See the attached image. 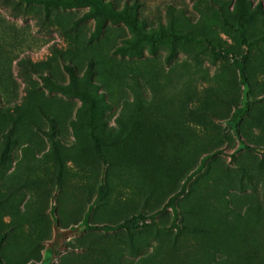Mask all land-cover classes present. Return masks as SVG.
Instances as JSON below:
<instances>
[{
    "label": "rangeland",
    "instance_id": "1",
    "mask_svg": "<svg viewBox=\"0 0 264 264\" xmlns=\"http://www.w3.org/2000/svg\"><path fill=\"white\" fill-rule=\"evenodd\" d=\"M106 1L0 0L2 264H264V0Z\"/></svg>",
    "mask_w": 264,
    "mask_h": 264
},
{
    "label": "trees",
    "instance_id": "2",
    "mask_svg": "<svg viewBox=\"0 0 264 264\" xmlns=\"http://www.w3.org/2000/svg\"><path fill=\"white\" fill-rule=\"evenodd\" d=\"M29 4H37V5H42L46 10H49L51 8H57V7H63V8H78L82 6H88L89 11L86 12L78 21H86L90 18H97V19H107L111 20L112 22L115 23H120L123 22L127 24L136 34L139 38L142 40H147V41H155V37L152 35L146 33L145 31L142 30L141 24L139 21L138 16L133 12V8L129 5V3L126 4V6L123 9L117 8L112 2H107L106 0H21ZM241 14H243L241 12ZM240 14V15H241ZM238 29L240 31L241 36H245V28L243 26V23L241 22L238 26ZM103 31L102 26H98L96 33L97 35H100ZM173 37L176 38H185V39H196L195 37H188L185 35L181 34H176V33H170ZM164 36H166V33H163ZM246 55L242 56V60L246 59ZM66 70L69 72L70 77H71V82L72 84L76 85L78 83V75L72 65H66L65 66ZM242 73L244 72V67L240 65ZM46 80H50L49 78H46ZM88 83L90 84V80H87ZM58 86H61V84L58 83ZM67 87V86H65ZM82 97L85 98L89 102L90 105V115H89V122H90V127H91V134L92 137L94 138L95 141V147L96 151L101 154V147H102V138H101V133L97 130L98 123H97V112L98 109L100 108V102L101 98L98 97L96 94H90L86 92H81L80 93ZM205 158L200 166L199 170H202L205 163H206ZM193 175H191L188 178V181L191 179ZM187 181V182H188ZM187 182H185L180 189L179 192H177L173 197L171 198V203L170 205L173 207V213H174V221L175 225L178 227L180 224L177 223V221L180 218L179 214V209L176 206V201L177 199L185 193L187 190ZM93 204H91L85 213L83 223L87 226L90 227H95L97 228L98 226H92L90 224V216L93 210ZM105 229H113L116 226H109V225H104L103 226ZM0 264H2L1 256H0Z\"/></svg>",
    "mask_w": 264,
    "mask_h": 264
}]
</instances>
